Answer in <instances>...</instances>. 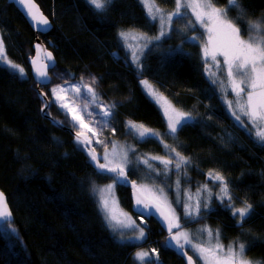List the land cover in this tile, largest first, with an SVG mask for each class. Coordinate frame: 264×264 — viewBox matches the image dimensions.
<instances>
[{"label":"trees","instance_id":"obj_1","mask_svg":"<svg viewBox=\"0 0 264 264\" xmlns=\"http://www.w3.org/2000/svg\"><path fill=\"white\" fill-rule=\"evenodd\" d=\"M36 1L54 23L53 30L40 37L54 51L57 67L76 77L104 53L107 70L118 83L120 96L126 98L115 106V116L160 133L162 142L133 140L131 162L126 168L130 179L138 185L147 184V175L156 173L153 167L163 169L164 164L152 157L172 158L175 163L174 153L165 145L190 158L179 174L172 170L169 185L179 178L183 186L192 189L206 183L216 190L218 184L208 173L219 172L229 184L235 206H241L246 199L255 214L241 228L225 207L227 200L221 203L215 197L211 209L191 226L219 229L226 246L236 240L246 246L252 242L246 256L264 258V145L235 122L219 86L208 77L200 41L189 39L202 36L203 30L199 26L186 28L187 19L194 18L190 14L175 18L170 38L154 41L144 53L141 70L131 61L119 36L122 30L149 37L159 34L157 20L149 18L141 0H111L106 12H97L87 0ZM214 2L218 7L227 5V0ZM156 3L165 12L175 9L174 0ZM241 4L246 6L251 20L264 15V0H241ZM236 15L235 11L228 13L229 18ZM240 27L244 35L243 24ZM0 31L9 60L23 66L27 73L20 76L0 64V187L15 218L0 226V264H141L135 254L151 252L154 247L163 264H185L166 246L167 235L152 218H147L150 226L140 243L122 241L112 232L92 186L115 178L112 174H98L87 148L79 145L69 131L43 116L46 103L39 97V85L29 64L37 36L22 13L7 0H0ZM142 79L152 81L179 109L192 115L193 120L176 135L169 134L162 110L147 95ZM42 88L51 97L48 86ZM48 113L68 124L52 101ZM145 159L153 167L143 163ZM117 191L122 207L138 214L131 189L120 182ZM144 264L154 263L145 259Z\"/></svg>","mask_w":264,"mask_h":264},{"label":"snow or ice","instance_id":"obj_2","mask_svg":"<svg viewBox=\"0 0 264 264\" xmlns=\"http://www.w3.org/2000/svg\"><path fill=\"white\" fill-rule=\"evenodd\" d=\"M16 3L26 9L25 15L33 22L34 26H37L41 31L48 30L50 21L43 15L34 0H16ZM87 3L97 12H106L111 0H87ZM141 3L146 8L151 20H159L160 31L154 37L137 33L134 30L119 32V36L126 44L129 40L143 42L140 47L128 45L132 49V59L137 67L141 70L143 68L137 53L142 54V49L148 48L149 44L154 41L159 42L165 37L170 38L173 18H187L190 14L194 20L187 19L186 28L195 29L199 26L204 30L202 36H192L189 39L200 41L201 56L205 65L211 60L218 69L221 64L224 66L229 87L234 94L233 100L226 101L231 115L245 128H248L250 132H254L255 139L261 145H264V15L257 17L255 20L249 19L248 10L246 6L241 4V0H227L225 7H218L214 0H174L175 9L171 13H164L156 4V0H141ZM229 11H235L237 15L229 18ZM241 24L244 26V35L241 33ZM245 35L247 38H245ZM36 50L40 60L53 61L50 52H43V55H41L42 49L39 44L36 45ZM218 58H222V60ZM0 64L10 67L20 76L25 74L24 69L19 64L7 58L2 35H0ZM32 64L37 65V60L34 59ZM49 66L50 63H41L36 66L35 71L41 80L50 79L47 72ZM205 70L207 71V67ZM210 75H214V73H210ZM81 79L83 80V78ZM92 82L95 83V77L92 78ZM211 82L215 84L217 80L213 79ZM140 83L145 88L147 95L162 108L163 115L167 119L169 134L174 135L178 130V126L183 127L193 120L190 113L180 112L176 109L148 80L142 79ZM82 86L90 97L89 103L95 105V116L98 118V123L94 127H89L84 118L85 115L90 120L93 118V112L88 111V105H84L82 108L72 106L73 101H69L64 95V93L71 91L79 96L81 93L80 84H72L70 87H65L62 84L59 89L52 88L51 91L59 107L65 111L66 115H70L72 126L77 129L76 141L83 148H87L88 155L98 170V174L111 173L115 181L129 182L126 170L127 165L131 162L128 149L117 151L114 145L112 152L105 151L101 157L97 154L95 148L91 147L94 138L97 144L103 145L105 143L99 139V136L105 127H109L113 123L115 104H104L100 101L92 86L87 83ZM58 91L60 94H58ZM101 108H103L102 112L100 111ZM242 116L247 118V123L242 120ZM127 127L129 134L140 140H161L159 133L143 124L128 121ZM113 131H115L114 128ZM88 133H91V136ZM165 147L175 154V163L172 158L152 157L151 159H159L165 165V173L174 168L179 174L181 168L190 163V158L181 156L179 152H175V149H171L168 145H165ZM101 159L103 162H101ZM143 163L148 164V160H143ZM148 166L149 168L152 167L150 164ZM208 176L210 179L219 182L217 186L220 187V192L223 195L218 194V198L221 203H224L225 199L227 200L225 207L230 209L237 226L243 228L245 222L255 214L253 205L245 199L241 201V206H235L229 184L224 176L219 172H209ZM176 184L179 193L180 181L177 180ZM131 185L135 192V202L136 207L139 209V215L151 217L158 214L162 218L170 234L166 246L176 249L182 256L186 257L187 264H195V261L193 256L188 255L186 249H190L193 255L201 261V264H264V258L249 259L246 256V250L251 248L252 242H249L246 246L244 242L236 240L225 247L220 242L219 229L213 230L207 226L199 229V233L205 235L207 240L198 242H194V237L188 232L173 233V229H181L182 226L176 208L168 200L164 188L153 190L144 185H137L135 181H131ZM114 187L115 182L99 189V206L104 213L106 223L114 231H120L121 239L125 238L122 231L124 229L138 231L139 235L134 237L135 239H145L144 228L132 220L127 213L118 210V202L114 198L110 203L107 194L111 193ZM203 191L209 192L210 199L211 190L208 189L207 185L204 186ZM188 199L191 200V197ZM176 205L183 208L186 220H196L200 217L201 200L199 198L193 206L189 203L181 204L179 195H177ZM203 207L208 208L207 200L203 203ZM0 218L11 219V211L8 209L3 192H0ZM152 253H156V249H152ZM146 257L151 258L150 253L140 251L135 254V258L141 264H144Z\"/></svg>","mask_w":264,"mask_h":264},{"label":"rangeland","instance_id":"obj_3","mask_svg":"<svg viewBox=\"0 0 264 264\" xmlns=\"http://www.w3.org/2000/svg\"><path fill=\"white\" fill-rule=\"evenodd\" d=\"M159 8L164 13H171V12H165V10L163 8H161V7H159ZM174 19H175V17L173 18V21H174ZM173 21H172V25H173ZM157 22H158V24L160 26L159 20H157ZM172 25H171V27H172ZM140 34H142V33H140ZM0 35L3 36L1 31H0ZM3 38H4L6 53H7V49H8L7 43H6L5 37H3ZM245 38H247V36H245ZM191 41L195 42L197 40H191ZM142 43H143L142 41H137V40H129L127 42V44L125 43L126 52L130 55V58H131L132 62H134L133 59H132V54H131L132 53V49H130L128 47V45H134L136 47H140V45ZM50 45H53L52 41L50 42ZM150 45L151 44H149V46ZM149 46H148V48H149ZM148 48L142 49V54L139 53V52L137 53L139 55V57H140V60H141V58L143 57L144 53L146 52V50ZM7 58H8V56H7ZM104 58H105V54L102 53L101 55H99V58H98V60L96 62L87 65L83 69V71L81 73L76 75V77H73L66 70H64L62 68H59V67H57V68H55V69H53L51 71V74L53 76V82H52L51 85L48 86V90H49L50 96H51L50 98H51V101L54 103V106L59 108L62 111V113L65 115L66 122L69 125L72 126L71 117H70V115H66L65 111L62 110L59 107V104L55 101V97L53 96L52 91H51L52 88L59 89V86L62 85V84L65 85V87H70L72 84H80L81 85V93H80L79 96H76V94L74 92H71V91L64 93V95L66 96V99H68L69 101H73L72 106H75V107H78V108H82L84 105H88V111H92L93 112V118L91 120L89 119L88 116H86V115L84 116L85 121H86V123H88L89 127L96 126L97 123H98V118H96V116H95V105L89 103L90 97L85 92V90H84V88L82 86L84 83L89 84L90 86H92L95 89L96 93L98 94V96L100 98V101H102L104 104H115V106H116L117 104H119V103H121L123 101H126V98H122L120 96L121 93H120V89H119L118 83H116L114 81L112 74H110V72L107 70V65H106V62H105ZM218 59L222 60V58H218ZM21 67L24 69L25 74L23 76L25 77V75L27 74L26 70H25V68L23 66H21ZM210 73H214V75H210ZM207 75H208V77L211 80H213V79L217 80L216 84L219 86V89H220V91L222 92V94L224 96L223 100H224L225 103H226L227 100H233L234 99V94L232 93V91H231V89L229 87L228 79H227V77L225 75L223 64H221L220 68L218 69L216 67V65L211 60H209L208 63H207ZM93 77H95V83L92 82V78ZM81 78H83V80ZM148 81L164 97L167 98V96H165V94L163 92H161L152 81H150V80H148ZM144 90H145V88H144ZM58 94H60L59 91H58ZM168 101H170V100L168 99ZM171 104L176 109H178L180 112H185V111H182L181 109H179L174 103L171 102ZM157 105L162 110L160 105L159 104H157ZM226 105H227V103H226ZM227 108H228V105H227ZM228 110H229V108H228ZM100 111L102 112L103 108H101ZM229 112H230V110H229ZM162 113H163V110H162ZM185 113H187V112H185ZM230 115H231V112H230ZM232 118L235 120V122L241 128H243L249 134H252L253 137L255 138V133L254 132H250L248 128H245L233 116H232ZM165 119H166V117H165ZM242 120H244L245 123H247V118L246 117L242 116ZM128 121H131V120L126 119L124 121H121L116 116H114L113 123L109 127H105L103 129L102 134H100V136H99V139L103 140L105 143L103 145L97 144L96 141H95V138L93 139V141L95 142V146H96L97 150L100 152L101 157L103 156V153L105 151L112 152L114 145H115L117 151H120L122 149H128L129 150L128 151V155H129L130 150L133 148V140L134 139H138V138L133 136V135H131V134H129V129L127 127V122ZM166 121H167V119H166ZM249 127H250V125H249ZM73 128L76 129L75 127H73ZM113 128L115 129V131H113ZM180 128L181 127L178 126V130H177V132L174 135H176L178 133ZM84 131H86V130H84ZM88 135L91 136V133H88ZM173 156L175 158V154H173ZM164 159H167V158H164ZM154 160L159 162V163H161L159 159H154ZM102 162H103V160H102ZM148 163H150V162H148ZM128 165H127V167H128ZM152 169L156 173L148 174L146 179H145V182L147 184H143V185L147 186L148 188H151L153 190H156L158 188H164V191H165V193H166V195L168 197V200L176 208V213L179 216V222H180V224L182 226L181 229H174V233H178L180 231L188 232V233L192 234V236L194 237V242H198L200 240H207V237L205 235L200 234L198 230L203 228V227H205V226H207L209 228H211V227L209 225H201V224L191 226V224H192V222L194 220H186V218L184 216L183 208L181 206H177L176 205V198H177V195H179L181 204L189 203V204H192L193 206L195 205V201L199 198L201 200V213H200V217H201L205 213V211H208L209 209H211L212 202H213V199L215 197H217V199L220 200L218 198V194L219 195H223V193L220 192V187L216 186L217 189L214 190L212 186H210V185H208L206 183H201V184H198L199 186H197L195 189H192L191 186H189V185L183 186L179 178L175 180L173 185H169L168 179L171 178L172 170L174 168H172L171 171H169L167 173H165V165L163 166V169H160L162 171L155 170L157 168H154V167ZM161 179H163V181H161ZM177 180L180 181L179 193L177 192V184H176ZM211 180H213V179H211ZM213 181L216 182L219 185L218 181H215V180H213ZM114 182H115L114 190L111 193L107 194L110 203H111L112 199L114 198L118 202V210H122L124 213H127L128 216L131 217L132 220H134L137 224H139L142 228H144L145 238H146L147 229L150 226L148 221H147V218L144 215L143 216L139 215V213L134 215L133 213L125 210L122 207V204H121V202L119 200L117 186H118V183H120L122 181H115V179H114L112 182H109V183H106V184H98V183L93 184L92 191H93V194H94L95 198L97 199V201L99 203V198H100L99 189L104 188L105 186H107L109 184H113ZM205 185H207L208 189L211 190L210 199H209V192L208 191H203ZM94 189H95V191H94ZM189 197H191V200L188 199ZM206 200L208 202V208H204L203 207V203ZM225 201H226V199H225ZM136 211L138 212L137 207H136ZM103 215H104V213H103ZM110 229L112 230V232L114 234H116L119 237V239H121L120 231H114L112 228H110ZM211 229H213V228H211ZM213 230H215V229H213ZM122 231L124 232V235H125V238L121 239L122 241H130V242H136V243H140V242L144 241V239L143 240H139V239H135L134 238V237L139 235L138 231H134L132 229H124ZM128 237H133V238L129 239ZM220 242L222 243L221 237H220ZM151 245H153V244H151ZM227 246L225 245V247H227ZM152 249H156V248L154 247ZM152 249H151V252H148V253H150V257L151 258L146 257L145 259L149 260V262L153 261L154 264H163V262L160 260L159 255H158V258H157V254H158L157 250H156V253H152ZM143 252H146V251H143ZM154 255H156V256L154 257Z\"/></svg>","mask_w":264,"mask_h":264},{"label":"water","instance_id":"obj_4","mask_svg":"<svg viewBox=\"0 0 264 264\" xmlns=\"http://www.w3.org/2000/svg\"><path fill=\"white\" fill-rule=\"evenodd\" d=\"M7 1H8V3L13 4L15 7H17V9L22 13V15H23L24 18L27 20V22L29 23V25L31 26V28L33 29V31L35 32V34H36V36H37V37H36V40H35V42H34V45H33V47H34V51H35V52H34V55L31 56V57L29 58V64H30V67H31V74H32V77L34 78L35 82L39 85V87H38V94H39V97H40V99H41L42 101H44V102L46 103V105H47V107H46V105H45V107L42 109V113H43V115H44L45 117H47L49 120H51V122H52L55 126H57V127L60 128V129H63V130H67V131H69V132L74 136V138H75V135H76V132H77L76 129H74L72 126H70V125H68V124H66V123H64V122L59 121V120L56 119L55 117H53V116H51V115L48 114V109H49V106H50V104H51V99H50V97L48 96L47 92L42 88V87L49 86V85L52 84V82H53V76H52V74H51V71H52L53 69L57 68V66H58V60H57V58H56V56H55V54H54V51H53L52 49L48 48L47 44H46V43L44 42V40L40 37V35H46V34L50 33V32L53 30V28H54V23L52 22V20L50 19V17L44 13L43 9L41 8V6L39 5V3H38L36 0H34V2L39 6V9H40V11L43 13V15L46 16V17L48 18V20L50 21V26H49L48 30H46V31H41V30H39V28H38L37 26H34L33 22L30 21V19L27 18L26 15H25V10H26V9H25L24 7H22L19 3H16V0H7ZM37 44H39V45L41 46V49H42L41 55H43V52H50V53L52 54V58H53V61H52V62L42 61V60H40V58L37 56V50H36V45H37ZM34 59L37 60V65H33V64H32V61H33ZM41 63H50V66H49L48 69H47L48 76H49V78H50L49 80H41V79L38 77V75H37V73H36V71H35L36 66H38V65L41 64ZM84 90H85V89H84ZM85 92H86V91H85ZM86 93H87V92H86ZM75 139H76V138H75ZM91 147H94L95 150H96V152H97V154L100 155V152L97 150L94 141H93ZM100 156H101V155H100ZM101 162H102V159H101ZM126 170H127V169H126ZM107 174H111V173H107ZM127 174H128V171H127ZM128 181H129V182H123V184H125L126 186H128V187L131 189V191H132V197H133V199H134V201H135V192H134V189L132 188V185H131V181H132V180L130 179L129 174H128ZM136 184H137V182H136ZM137 185H138V184H137ZM0 192H3V194H4L5 198H6V201H7L8 209H10V211H11V219H3V218H0V226H2V225H4V224H7V223H11V222H13L15 218H14L13 210H12L10 204H9L8 197H7L6 193L2 190L1 187H0ZM135 204H136V202H135ZM138 212H139V211H138ZM144 216H146L148 219H151V218L154 219V220L160 225V227H161V228L164 230V232L166 233V235H167V241H168V238H169V235H170V234H169V232L167 231V229H166V227H165V225H164V222H163L162 218H160L158 214H154V215L151 216V217H149L148 215H144ZM169 248H170L171 250L175 251L180 257H182V258L184 259V261H185V264H187L186 257L182 256V255H181L176 249L171 248V247H169ZM186 250H187V249H186ZM187 253H188V255L193 256V255H191V253H190L188 250H187ZM193 260L195 261V264H197V261H196L195 257H193Z\"/></svg>","mask_w":264,"mask_h":264},{"label":"bare ground","instance_id":"obj_5","mask_svg":"<svg viewBox=\"0 0 264 264\" xmlns=\"http://www.w3.org/2000/svg\"><path fill=\"white\" fill-rule=\"evenodd\" d=\"M50 107V106H49ZM49 110V109H48ZM49 114V113H48ZM50 115V114H49ZM44 116V115H43ZM51 116H53V115H51ZM45 117V116H44ZM54 117V116H53ZM46 119H48L47 117H45ZM49 120V119H48ZM50 122H51V120H49Z\"/></svg>","mask_w":264,"mask_h":264},{"label":"flooded vegetation","instance_id":"obj_6","mask_svg":"<svg viewBox=\"0 0 264 264\" xmlns=\"http://www.w3.org/2000/svg\"><path fill=\"white\" fill-rule=\"evenodd\" d=\"M71 126V125H70ZM121 183H123V181L121 182ZM136 205V204H135ZM138 209V208H137ZM138 211H139V209H138ZM139 213V212H138ZM146 217V216H145ZM147 218V217H146ZM173 233H174V229H173ZM167 240V239H166Z\"/></svg>","mask_w":264,"mask_h":264}]
</instances>
